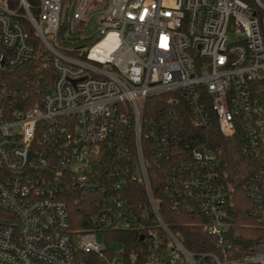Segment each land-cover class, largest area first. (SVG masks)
Masks as SVG:
<instances>
[{"label": "built area", "instance_id": "2783aa9c", "mask_svg": "<svg viewBox=\"0 0 264 264\" xmlns=\"http://www.w3.org/2000/svg\"><path fill=\"white\" fill-rule=\"evenodd\" d=\"M36 60L48 72L25 79L35 99L0 87V264H124L123 243L96 240L112 230L143 238V264H264V242L228 260L229 192L190 130L261 156L241 191L264 227V0H0V74ZM151 170L220 257L165 224ZM132 184L146 204L130 203ZM74 191L104 197L96 228L72 229Z\"/></svg>", "mask_w": 264, "mask_h": 264}, {"label": "trees", "instance_id": "16d2710c", "mask_svg": "<svg viewBox=\"0 0 264 264\" xmlns=\"http://www.w3.org/2000/svg\"><path fill=\"white\" fill-rule=\"evenodd\" d=\"M48 72L40 60H36L13 70L0 74V87L3 83H8L10 88L18 92V97L24 96L36 98L32 83H25V79L38 73V76ZM36 77V78H37ZM37 80H35L36 82ZM158 99H151L149 105L158 106ZM196 130V136L206 140L216 153L219 161L218 175L229 192L230 212L236 219V224L229 234V242L232 247L229 250L228 260H238L250 256L253 248L264 242V227L259 226L249 214L251 205L249 200L241 191V184L250 179L259 168L261 156H248L243 153L241 138H223L217 130L206 135L201 130ZM157 176V177H156ZM151 179L155 189L158 190L159 211L165 224L182 241L183 245L192 252L216 254L220 257V252L215 245L217 239L208 236L195 219L189 215L176 214L169 208L168 202L160 190L161 172L151 170ZM130 203L134 206L146 204L144 192L137 184L131 185ZM105 202L104 197L99 193H91L84 196L83 193L74 191L69 198L70 222L73 230L83 231L96 228L95 220L100 214H95L99 207ZM108 241L117 240L123 243L125 250L123 253L124 264H143V252L145 245L141 242L136 231H110L106 234ZM108 256L110 254L108 252ZM84 258L90 264H107L103 257L93 254H85Z\"/></svg>", "mask_w": 264, "mask_h": 264}, {"label": "rangeland", "instance_id": "374dc122", "mask_svg": "<svg viewBox=\"0 0 264 264\" xmlns=\"http://www.w3.org/2000/svg\"><path fill=\"white\" fill-rule=\"evenodd\" d=\"M229 40H230L231 42H233V41L235 40V37L232 36V35H230V36H229ZM96 240H97V242H98L100 245H103V244H105V243L107 242V244L112 243V244H110V245H112V246L114 247L115 250H120V249H121V245L113 243L112 240H111V241H108L105 233H99V234H97V236H96Z\"/></svg>", "mask_w": 264, "mask_h": 264}, {"label": "water", "instance_id": "95a60500", "mask_svg": "<svg viewBox=\"0 0 264 264\" xmlns=\"http://www.w3.org/2000/svg\"><path fill=\"white\" fill-rule=\"evenodd\" d=\"M141 240H143V238H141Z\"/></svg>", "mask_w": 264, "mask_h": 264}]
</instances>
